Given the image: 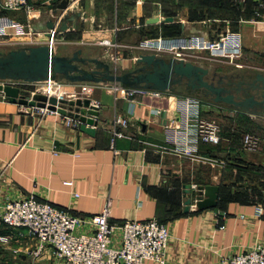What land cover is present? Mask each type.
Segmentation results:
<instances>
[{
    "label": "crops",
    "instance_id": "0c3cea01",
    "mask_svg": "<svg viewBox=\"0 0 264 264\" xmlns=\"http://www.w3.org/2000/svg\"><path fill=\"white\" fill-rule=\"evenodd\" d=\"M255 1L246 0L238 7L232 0H73L68 13H81L78 27L57 35L53 48L58 55L79 49L81 57L98 58L108 62L112 71L121 72L134 68L139 55L170 57L141 49L138 45L144 39L188 41L197 36L212 41L227 31L236 32L241 55L234 63L201 50L189 51L186 60L236 82L242 76L249 80L264 72V17L249 14ZM30 2L37 10L32 16L0 6V15L14 22L2 38L8 49L46 44V23L58 24L66 12L57 18L52 14L60 0ZM151 17L158 21L147 23ZM167 18L171 21H164ZM67 25L71 27L72 22ZM86 84L92 87L89 99L98 109L93 134L81 131L80 124L66 125V115H41L0 95V206L34 196L74 217L89 219L109 202L110 224L153 218L163 224L169 233L166 259L175 264H222L256 244L264 248V205L256 203L252 192L264 194V178H255L247 167L248 162L257 161L253 153L262 160L264 134L255 137L254 151L243 142L245 128L263 116L201 98V115L212 117L220 140L201 143L196 157L190 158L174 152L172 143L174 131L181 126L176 109L187 95L183 88L139 91L128 97L112 83ZM79 85L65 82L68 90ZM116 118H127L128 124L112 145ZM261 168L264 173V165ZM207 185L219 189L216 207L198 210L195 190ZM189 197L191 204L185 210ZM217 214L225 216L224 230L216 228ZM89 231L88 225L78 229ZM6 234L10 242L0 246V264L58 263L48 250L32 255L37 242L27 231Z\"/></svg>",
    "mask_w": 264,
    "mask_h": 264
},
{
    "label": "built area",
    "instance_id": "2783aa9c",
    "mask_svg": "<svg viewBox=\"0 0 264 264\" xmlns=\"http://www.w3.org/2000/svg\"><path fill=\"white\" fill-rule=\"evenodd\" d=\"M0 6L6 11H23L28 16L37 13L30 0H0ZM260 6L264 7V5ZM13 24L10 18L0 15V39L7 35L8 29ZM48 33L47 43L54 46L57 32L53 28L49 29ZM2 43L4 42L0 44ZM138 46L141 49L184 60L191 50L207 51L210 57L224 58L231 63H234V60L241 55L240 35L229 31L212 41L197 36L191 37L188 41L152 38L140 41ZM235 65L240 66L238 63ZM0 84L23 89L26 85H30L14 80H1ZM36 84V89L29 90L30 94L41 93L54 96L57 100L65 99L67 93L73 96L69 99L89 98L92 91L91 85L86 83H81L73 90L65 88V82L52 79ZM120 90L128 97L143 91L122 87ZM56 92L58 93L55 94ZM0 95L3 97L2 94ZM201 105L202 100L192 95L184 96L177 103L176 112L180 117L181 126L174 131L172 143L173 151L181 156L195 158L201 143H216L220 140L215 121L202 117ZM31 109L41 115L57 113L46 108L31 107ZM65 121L66 125L74 128L80 124L77 119L70 116H65ZM127 124V118L114 120L110 137L112 145L116 138L123 136L121 129ZM243 142L248 150L254 151L256 146L254 137L247 134ZM257 212L259 215L262 213L261 209ZM109 217V202L99 214L89 219H81L34 196L21 200H8L0 206V246H6L10 242L7 231L25 230L37 242L32 255L36 257L48 250L59 264H145L147 262L175 264L166 259L169 233L158 220L154 218L144 221L132 220L113 225L109 223ZM224 220V214L216 215L218 230H224ZM83 225L90 226L91 231L78 232L79 227ZM117 235L119 243L116 245ZM222 264H264V248L256 244L248 252L227 258Z\"/></svg>",
    "mask_w": 264,
    "mask_h": 264
},
{
    "label": "water",
    "instance_id": "95a60500",
    "mask_svg": "<svg viewBox=\"0 0 264 264\" xmlns=\"http://www.w3.org/2000/svg\"><path fill=\"white\" fill-rule=\"evenodd\" d=\"M73 0H60L52 10L58 24L54 20L46 23L48 29H55L62 36L67 29H76L80 12H69L68 6ZM71 21L72 26L67 23ZM158 18H149L147 23L157 22ZM164 21H171L170 18ZM81 50L69 55H58L49 43L26 46L0 52V81L14 80L26 84H36L52 79L66 83H112L122 88L152 92H175L183 88L187 95L210 100L213 103L224 104L232 109L253 115L264 116V72L255 73L249 80L241 77L233 81L228 75H220L207 66L199 65L184 59L164 57L162 55H139L135 67L130 70L114 72L108 62L94 57H81ZM0 94L12 103L46 108L77 119L79 129L93 134L98 115L97 106L89 98L59 99L41 93L30 94L27 89L0 84ZM197 97V96H196ZM264 163V156L259 160ZM188 192L187 187L184 188ZM198 198L195 206L198 210L215 208L218 198L217 186L197 187ZM192 193V192H191ZM191 197V194L189 192ZM188 198L184 205L187 210L191 204Z\"/></svg>",
    "mask_w": 264,
    "mask_h": 264
},
{
    "label": "rangeland",
    "instance_id": "374dc122",
    "mask_svg": "<svg viewBox=\"0 0 264 264\" xmlns=\"http://www.w3.org/2000/svg\"><path fill=\"white\" fill-rule=\"evenodd\" d=\"M256 2V4L254 3V4H252V3H250V8H249V14H250V16L252 15L253 16V14H254V16H256L257 14H261V16H263L264 17V7H261L260 5H264V0H256L255 1ZM255 10V11H254ZM253 16V17H254ZM4 38V37H3ZM1 42H5L2 38L0 39V43ZM5 44H0V50L2 49V52H5V51H7V50H9L8 48L10 47V46H4ZM1 52V51H0ZM192 59H194L195 60V58H190L189 60H192ZM36 87H37V84H30V85H26L25 87H24V89H27V90H34V89H36ZM58 92H56L55 94H57ZM197 97H199V95H196ZM65 97L66 98H72L73 96H72V94H69V93H67V94H65ZM65 98V99H66ZM67 99V100H68ZM201 99V98H200ZM259 119V120H258ZM210 120H212V117L210 118ZM253 121V120H252ZM262 124H264V116H263V118H256V120H254L253 122H250L249 123V125L245 128V132H246V134H248L249 136H252V137H256V136H261V135H263L264 134V132H262V131H264L263 129H262ZM261 173V172H260ZM261 176H264V173H261ZM255 178H258V179H263V178H261V177H259V176H257V177H255ZM252 196V195H251ZM253 197V196H252ZM254 198L255 199H257L256 200V203H261L262 205H264V196H263V198L261 199L259 196H258V193H255V195H254ZM261 200H260V199ZM260 204V205H261ZM57 264H59V263H57Z\"/></svg>",
    "mask_w": 264,
    "mask_h": 264
},
{
    "label": "trees",
    "instance_id": "16d2710c",
    "mask_svg": "<svg viewBox=\"0 0 264 264\" xmlns=\"http://www.w3.org/2000/svg\"><path fill=\"white\" fill-rule=\"evenodd\" d=\"M233 1V4H234V6H238V7H241V6H243V5H245L244 3H245V1H243V2H240V1H237V0H232ZM248 1V0H247ZM255 4H256V2H255ZM247 167L249 168V169H252L253 170V172L255 173V176H259V177H261V178H264V176H261V173H260V171H262V166L264 165V163L263 162H261V161H256L255 163H253V162H248L247 163ZM238 168V167H237ZM246 168V167H245ZM244 168V169H245ZM243 169V170H244ZM239 171H241L240 170V168H239ZM243 172H245V170L243 171ZM254 194L255 193H258V196L262 199L263 198V196H264V194H261L259 191H257L256 189H254V191H252ZM259 198V199H260ZM260 199V200H261Z\"/></svg>",
    "mask_w": 264,
    "mask_h": 264
}]
</instances>
